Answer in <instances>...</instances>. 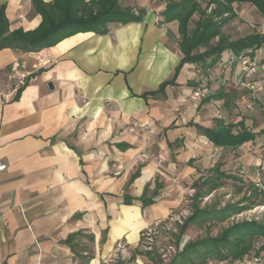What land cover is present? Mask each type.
<instances>
[{
	"label": "crops",
	"instance_id": "1",
	"mask_svg": "<svg viewBox=\"0 0 264 264\" xmlns=\"http://www.w3.org/2000/svg\"><path fill=\"white\" fill-rule=\"evenodd\" d=\"M122 5L146 9L144 20L107 35L79 33L42 52L0 49V163L7 167L0 172V264H86L83 257L115 264L121 242L132 257L142 235L181 206L186 184L215 164L227 172L240 166L234 155L242 149L216 148L198 126L222 118L244 120L257 135L254 124L264 130L261 112L245 106L241 114L237 101H192L206 78L198 64L183 65L174 84L151 95L182 62L178 23L160 21L158 0ZM1 6L10 31L41 25L32 0ZM21 76L27 85L16 100ZM134 124L146 128L131 131ZM156 183L159 196L143 208L145 187Z\"/></svg>",
	"mask_w": 264,
	"mask_h": 264
},
{
	"label": "trees",
	"instance_id": "2",
	"mask_svg": "<svg viewBox=\"0 0 264 264\" xmlns=\"http://www.w3.org/2000/svg\"><path fill=\"white\" fill-rule=\"evenodd\" d=\"M124 1L52 0L51 3H45L43 0H32L35 12L42 17L41 25L33 31L23 29L10 31L5 6H1L0 49H12L13 52L23 54L42 52L79 33L107 35L112 26L142 22L146 9L124 7L122 5ZM158 2L165 7L159 13L160 21L163 24L178 23L179 47L183 58L175 70L173 79L164 82L156 92L150 93L151 95L163 93L168 85L174 84L183 65L198 64L204 70L216 69L225 54L250 52L254 48L264 46V36L253 33L247 26L245 36L237 39H231L224 32L230 25L236 26L238 23L247 25L251 23L250 19L259 18L257 22H264V0H158ZM237 4L245 6L240 18L237 19L234 14L224 17L225 14L232 13V6ZM212 5L215 7L209 12ZM224 88H220L215 95L207 97L203 102L224 99L226 106H229L237 101L236 105L242 111V108L245 109L246 104L253 99L248 91L233 89L230 86ZM23 90L24 87L17 92L16 100ZM197 128L216 148L232 152L256 144L258 136L253 129L246 126L244 120L230 123L218 118L212 128L201 126ZM222 168V163L215 164L208 171V176L194 183L195 195L190 205L191 214L182 224H176L174 229L168 230L167 222H161L155 227L156 233L149 245L150 249L135 250L128 262L120 264H133L138 256L146 258L144 264H242L250 259L259 260L264 257V217H258L257 220L253 218L250 221L233 219L237 215L264 205V190L258 188L254 182L258 173L262 175V167H255L254 179L247 189L248 193H244L238 203L228 202L222 207L219 200H214L203 206L205 197L216 193L229 181L243 183L238 191L244 192L246 184L242 179ZM161 189L162 186L158 183L152 191L150 184L147 185L140 198L142 207L153 205ZM191 227L204 230L205 234L194 239L188 238L187 233ZM218 229L219 232L213 235ZM160 237L165 239L161 245L158 244ZM144 238L145 234L142 235L141 241ZM68 242L70 243V239ZM164 246L175 249L168 261L160 251ZM83 258L87 260V264L91 257Z\"/></svg>",
	"mask_w": 264,
	"mask_h": 264
},
{
	"label": "rangeland",
	"instance_id": "3",
	"mask_svg": "<svg viewBox=\"0 0 264 264\" xmlns=\"http://www.w3.org/2000/svg\"><path fill=\"white\" fill-rule=\"evenodd\" d=\"M259 18H254L253 20L250 19V22L253 21H259ZM246 26L245 24H240L238 23L236 26L235 25H230L225 32V34L229 35V37L231 39H237L240 37L245 36L246 34ZM227 57V54L224 55V58ZM204 69V68H203ZM234 108L238 109L239 111H241L239 106H235ZM233 109V108H232ZM228 111H230V108L228 109ZM248 111V110H247ZM255 112L257 114L260 113V108L256 107ZM241 114L244 113V109L242 108V111L240 112ZM251 113V112H250ZM255 113V114H256ZM259 120L257 119L256 122H258ZM262 123L258 124L255 126V124L252 126L255 130L257 131H263L262 133H259V137L258 139H256V144L252 145V146H246V148L244 150H241L240 154H236L234 156H237L239 159H237L236 163L237 165L240 164V166H236L235 163L234 164H230L228 169L230 173L237 175L240 179H242V181L246 184V187H244V192L243 193H239L238 189L239 186L243 185V183L239 184V183H233V181H229L227 183H225V185L220 188L216 193L205 197L203 199L202 205L204 206L205 204H210L211 202H213L214 200H219L221 202V206L224 207L225 204H227L228 202L231 203H238L242 198H243V194L244 193H248V188L251 184V180L254 179V170H255V166L254 163L255 161L258 160V158L263 159L264 160V130L263 127L261 126ZM263 136V137H262ZM229 152L226 151L224 152L223 158L224 160H229ZM225 165V164H224ZM225 168V167H224ZM223 169V168H222ZM209 173L208 171H205L202 173V175L199 177V179L201 178H205L206 176H208ZM262 180H263V184H264V165L262 167ZM176 182L178 183L179 180L177 178H175ZM198 180V179H197ZM190 181L188 184H186V191L184 194V199L183 202L181 204V206L176 209L173 210V212L169 215V217H167V219L163 222H167L166 227L168 228V230L170 229H174L176 224H182L183 220L186 219L187 217L190 216V205L192 203V199L195 195V190L194 188V183L197 181ZM247 190V192H246ZM254 209V208H253ZM252 209V211H254ZM252 218L257 217V214H250ZM264 217V212L259 214V218ZM173 226V228H172ZM219 232L218 230H215L213 235H216ZM156 233V228L154 230H148L145 234V238L141 241L140 243V247L143 251H146V247L148 245V243H152L154 240V235ZM205 234L204 230L201 229H197L195 227H191L190 231H188L187 233V237L194 239L200 236H203ZM148 235H151L150 238H147ZM165 241V239L163 237H160L159 239V245L162 244V242ZM122 247L124 248L121 251H117V249L114 250V253L112 254V262L115 261V264H120L123 262H128L131 258V254L129 251L128 246L126 245L125 242H121ZM171 246H164L162 247V249L160 250L162 255L164 254V258L165 260H170V256L173 254V251L170 250ZM116 248H118L116 246ZM149 248V247H148ZM147 248V249H148ZM146 258L139 256L138 259L133 263V264H144L145 263ZM264 263V257H261V259L258 260V262L255 259H250L245 261L242 264H263ZM237 264V263H234Z\"/></svg>",
	"mask_w": 264,
	"mask_h": 264
},
{
	"label": "built area",
	"instance_id": "4",
	"mask_svg": "<svg viewBox=\"0 0 264 264\" xmlns=\"http://www.w3.org/2000/svg\"><path fill=\"white\" fill-rule=\"evenodd\" d=\"M214 7L215 6L212 5L209 8V12ZM244 7V5H233L232 13L225 14L224 17H228V15L234 14L236 15V17H238L237 19H239ZM247 27L253 33L259 34L260 36H264L263 21L257 23H247ZM204 71L206 76L205 81H203L201 86L190 95V99L192 101H198L199 99L215 95L217 93L215 85L218 83L221 87L227 88V86H230L233 89L250 92L253 99L246 104V109L249 112H254L256 107L259 106L260 112L264 116V46L254 48L250 52H244L239 54L230 52L227 54L226 58H223L222 62L218 65L216 69L208 68ZM12 78L14 79V77ZM26 85V78L23 76L18 77V79H16L13 85L12 93L14 92L17 94V92ZM2 97L6 102H8L9 97L11 96L3 95ZM135 128L144 130L146 127H144L143 125L134 124L131 131H134ZM258 167H260V165H258L257 168ZM6 168L7 167L5 164L0 163V172L5 171ZM261 177V174L258 173L254 182L258 185V188L264 190V185L262 183ZM253 210L254 211L250 210L246 213L237 215L233 219H235V221H240L244 219L250 221L253 219L250 215L253 212V214H257V217L254 218L257 220L259 214L264 212V205L257 206ZM150 237L151 235H148L147 238ZM150 244L151 243H148L146 249L149 247ZM117 247L118 248H115L117 249V251H121L124 249L121 243H118ZM170 250H172L173 252L175 251L173 247H170ZM256 261L258 262V260Z\"/></svg>",
	"mask_w": 264,
	"mask_h": 264
}]
</instances>
